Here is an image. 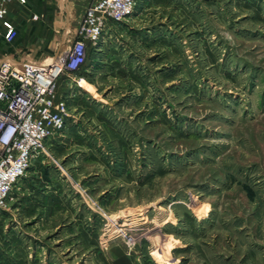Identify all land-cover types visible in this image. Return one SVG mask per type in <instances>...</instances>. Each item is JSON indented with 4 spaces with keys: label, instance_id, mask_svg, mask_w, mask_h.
I'll return each instance as SVG.
<instances>
[{
    "label": "rangeland",
    "instance_id": "obj_1",
    "mask_svg": "<svg viewBox=\"0 0 264 264\" xmlns=\"http://www.w3.org/2000/svg\"><path fill=\"white\" fill-rule=\"evenodd\" d=\"M135 2L58 78L0 264H264V0Z\"/></svg>",
    "mask_w": 264,
    "mask_h": 264
},
{
    "label": "built area",
    "instance_id": "obj_2",
    "mask_svg": "<svg viewBox=\"0 0 264 264\" xmlns=\"http://www.w3.org/2000/svg\"><path fill=\"white\" fill-rule=\"evenodd\" d=\"M9 1H0V40L12 45L20 27L9 17ZM135 1H94L79 30L80 39L50 62L11 56L0 60V210L33 161L46 153L47 139L64 125L68 106L64 97L56 98L58 78L66 69L83 67L87 44L95 47L111 23L121 22L133 12ZM32 18L38 20L39 15L32 13Z\"/></svg>",
    "mask_w": 264,
    "mask_h": 264
},
{
    "label": "crops",
    "instance_id": "obj_3",
    "mask_svg": "<svg viewBox=\"0 0 264 264\" xmlns=\"http://www.w3.org/2000/svg\"><path fill=\"white\" fill-rule=\"evenodd\" d=\"M94 1L96 0H27L26 4L18 0L7 2L9 17L14 24L20 26V34L12 45L0 40V60L7 56L17 60H45V62L54 60L61 53L69 25L77 21L81 9L87 8ZM32 13H37L39 19L34 20ZM109 30L105 33L108 34ZM46 38L51 40L47 47L44 43ZM54 39L55 46H53ZM41 40H44L42 45L39 43ZM36 161L35 159L33 164ZM3 210H0V216Z\"/></svg>",
    "mask_w": 264,
    "mask_h": 264
}]
</instances>
